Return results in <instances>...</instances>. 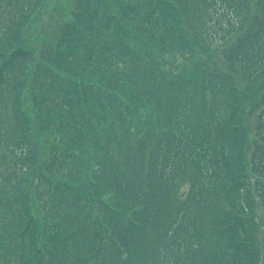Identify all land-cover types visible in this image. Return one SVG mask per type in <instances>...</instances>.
I'll list each match as a JSON object with an SVG mask.
<instances>
[{"label": "trees", "instance_id": "16d2710c", "mask_svg": "<svg viewBox=\"0 0 264 264\" xmlns=\"http://www.w3.org/2000/svg\"><path fill=\"white\" fill-rule=\"evenodd\" d=\"M50 1L0 0V264H262L264 0Z\"/></svg>", "mask_w": 264, "mask_h": 264}, {"label": "rangeland", "instance_id": "374dc122", "mask_svg": "<svg viewBox=\"0 0 264 264\" xmlns=\"http://www.w3.org/2000/svg\"><path fill=\"white\" fill-rule=\"evenodd\" d=\"M73 1H74V0H51V1H50L49 9H50L51 11H53V8H56V5H59L58 2H60V3H61V6H62L61 10L65 9L64 12H65V14H67V13L69 12V10H70V8H68V7H69L71 4L74 3ZM60 12H61V11H60ZM53 15H54V14H53ZM55 18H56V19L58 18V19H60V20L63 19L62 16L59 17V15L57 14V15L53 16V18L49 19V21H50L51 23H53V22L55 21ZM36 33H41V30H40V26H39V25L37 26ZM216 55H217V53H216ZM263 231H264V230H263ZM262 239H264V235H263ZM262 243H264V242H262ZM263 264H264V261H263Z\"/></svg>", "mask_w": 264, "mask_h": 264}]
</instances>
